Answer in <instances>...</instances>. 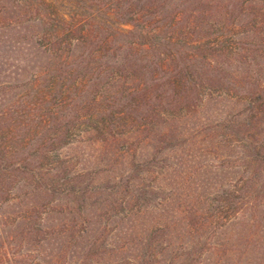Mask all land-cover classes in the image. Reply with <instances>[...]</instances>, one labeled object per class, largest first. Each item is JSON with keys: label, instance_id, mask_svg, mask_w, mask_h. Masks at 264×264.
Segmentation results:
<instances>
[{"label": "rangeland", "instance_id": "374dc122", "mask_svg": "<svg viewBox=\"0 0 264 264\" xmlns=\"http://www.w3.org/2000/svg\"><path fill=\"white\" fill-rule=\"evenodd\" d=\"M53 1L49 9L92 25L99 38L133 27L110 22L122 0ZM262 3L247 0L229 32L237 45L253 37L245 22ZM44 10L40 0H0V248L8 251L0 264H180L191 252V264H264V170L258 174L247 156L264 112L251 117L250 128L243 123L247 81H263L264 58L247 67L218 56L243 84L171 128L112 124L102 134L96 114L90 120L97 108L86 107L73 144L52 150L43 165L37 157L35 173L21 176L14 165L43 153L40 118L51 103L26 96L28 77L47 63L37 43ZM217 15L213 24L222 23ZM254 38L264 41V31ZM169 143L175 148L162 150ZM155 153L163 158L156 171ZM251 176L255 182L246 183ZM144 190L148 196L139 197Z\"/></svg>", "mask_w": 264, "mask_h": 264}, {"label": "trees", "instance_id": "16d2710c", "mask_svg": "<svg viewBox=\"0 0 264 264\" xmlns=\"http://www.w3.org/2000/svg\"><path fill=\"white\" fill-rule=\"evenodd\" d=\"M262 1L259 10L245 22L254 35L240 46L229 32L246 14L247 0H122L110 22L115 17L116 23L133 27H121L115 31L117 36L112 32L101 38L92 25L75 24L72 18L49 9L53 0H40L45 10L40 17L37 43L47 63L28 77L26 96H39L38 102L51 103L40 118L43 153H30L33 159L26 156L20 165H14L17 174L33 173L31 161L40 157L43 160L39 166L43 165L52 150L72 145L83 122L80 110L86 107L97 108L90 120L96 114L102 124L97 125L98 132L102 134L112 124L123 130L145 131L149 123L152 129L159 125L170 127L177 117L194 113L223 91L234 92L243 83L217 58L223 53L248 64L247 67L260 65L258 58H264V41H255L254 37L264 31ZM213 12L220 13L222 23L210 21ZM150 13L152 17L148 19ZM153 22L159 24L157 28ZM247 82L251 86L246 92L249 111L243 123L250 128L252 118L264 112V79ZM259 130L252 131L256 141L251 142L252 149L247 154L258 174L264 170V125ZM166 136L159 140H166ZM174 146L169 143L162 150ZM158 154L152 158V170L154 166L162 167L163 158H158ZM9 167L12 169L6 164V169ZM255 178L251 176L246 183L255 182ZM152 190L156 188L152 186ZM141 193L139 197L148 196L145 190ZM189 256L180 264H191ZM3 257L8 258L4 246L0 248L2 261Z\"/></svg>", "mask_w": 264, "mask_h": 264}]
</instances>
